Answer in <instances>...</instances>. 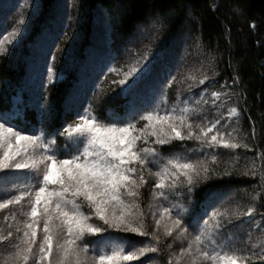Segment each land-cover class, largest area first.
Returning a JSON list of instances; mask_svg holds the SVG:
<instances>
[{"label": "trees", "instance_id": "trees-1", "mask_svg": "<svg viewBox=\"0 0 264 264\" xmlns=\"http://www.w3.org/2000/svg\"><path fill=\"white\" fill-rule=\"evenodd\" d=\"M21 18L23 26L19 25ZM17 27L21 35L12 39L10 33ZM138 29L151 33L137 43L130 42ZM156 52L161 56L134 96L136 114L154 108L155 96L161 92V109H170L178 98H198L207 89L209 104L193 106L209 118L224 114L227 123L222 130L235 135L240 147L196 152L189 151L199 148L195 141L163 146L160 150L165 157L187 155L194 160L204 158L206 152L207 166L229 175L194 185L191 197L181 176L175 188L165 189L168 200H164L154 195L159 191L152 187L156 178L146 170L139 204L146 214V230L156 231L159 242L151 235L107 229L93 217L92 222L106 231L86 236L85 243L95 245L100 237L112 236L126 251L147 244L158 248L124 264H211L181 256L180 250L187 247L198 225L220 222L226 228L209 249L222 244L229 252L243 250L248 257L244 264H264V0H0V113H24L25 120L9 123L25 133L54 138V147L63 154L66 136L60 130L79 123L83 110L101 121L119 119L123 123L129 118L128 100L113 82L124 78L139 57L147 54L151 59ZM205 76L208 79L200 84ZM212 92L224 94L219 111L211 107ZM233 108L238 116L226 117ZM145 123L141 120L137 127ZM149 167L156 170L154 165ZM7 190L0 192V202L26 191L22 185ZM211 191L222 196L205 203ZM28 202L25 197L22 205L0 209V234H15ZM169 203L185 209L188 231L182 237L177 238L175 232L165 236L163 226L156 229L150 207L159 218L157 205ZM81 210L89 212L86 205ZM205 220L207 225L202 223ZM10 251V241L0 242V264H5Z\"/></svg>", "mask_w": 264, "mask_h": 264}, {"label": "snow or ice", "instance_id": "snow-or-ice-1", "mask_svg": "<svg viewBox=\"0 0 264 264\" xmlns=\"http://www.w3.org/2000/svg\"><path fill=\"white\" fill-rule=\"evenodd\" d=\"M35 7L33 3V10ZM24 24L25 20L21 18L19 25ZM20 35L19 27L10 33L12 39ZM160 56L161 53L156 52L149 59L144 54L124 78L113 82L121 86L119 94L128 100L129 118L121 123L119 119L101 121L94 117H80V123L60 130L66 136L63 154L54 147V138L46 141L43 133H25L14 123H9L25 120L24 113H0V172H4L0 183L11 181V186L16 187L23 182L26 189L0 202V209L20 204L25 197L29 201L28 210L22 213L24 219L18 222L15 234L12 231L6 236L0 234V242H11L12 251L5 264H29L30 261L32 264H124L148 252H157L158 248L151 244L126 251L116 242L118 238L112 236H102L95 245H90L85 243V237L103 233L107 228L140 236L151 235L159 242L156 231L149 233L146 230V214L139 204L140 189L147 182L146 170L156 178L152 187L159 191L154 195L164 200H168L165 189L175 188L181 182V176L191 197L194 185L229 175L228 171L217 173L210 169L205 163L209 155L206 152L204 158L193 160L187 155L165 157L160 150L174 141H195L199 148L189 151L196 152H203L205 148L240 147L235 135L222 130L227 123L224 114L209 118L207 113L198 111L196 106L209 104L207 89H202L198 98L189 97L185 101L178 98L177 104L170 109H161L164 100L161 92L155 96L158 102L154 108L136 114V90L152 74ZM143 61L148 62L143 64ZM137 72L139 74L129 81L128 77ZM172 79L170 77L168 83ZM207 79L205 76L199 83L204 84ZM153 93L155 95L154 89ZM220 95L219 92L211 93V107L217 111L220 109ZM235 112V108L230 109L228 115ZM141 120L146 123L137 127ZM212 158L214 160L215 155ZM150 165L156 166V170L153 171ZM23 170H36L37 177L42 173L36 190H33L32 177ZM221 196L219 191H211L204 202ZM82 205L89 209L87 214L81 210ZM157 210L159 218L150 207L157 230L163 226L165 236H172L173 232L177 238L185 235L188 228L184 224L183 206L169 203L168 206L157 205ZM251 211L249 209V213ZM212 214L217 215L215 211ZM93 217L106 228L92 222ZM202 223L207 225L206 220ZM225 228L226 224L220 222L208 227L198 225L187 247L181 248V256L198 257L211 264H244L248 257L242 254L243 250L229 252L223 250L222 244L209 249V244H217ZM109 247L110 254L106 251ZM90 251L91 257L88 255Z\"/></svg>", "mask_w": 264, "mask_h": 264}, {"label": "rangeland", "instance_id": "rangeland-1", "mask_svg": "<svg viewBox=\"0 0 264 264\" xmlns=\"http://www.w3.org/2000/svg\"><path fill=\"white\" fill-rule=\"evenodd\" d=\"M149 33H151L150 29L147 31V30H142V29H138L136 33H134L132 35V38L129 39L130 42H135L137 43L138 41H141L142 39H144L147 35H149ZM180 40V39H179ZM183 43V41H181ZM220 93V92H219ZM220 98L222 95H224L223 93H220ZM219 103V101H218ZM238 116V112L236 111L235 113L231 114V116H229L228 114L226 115V117H229V118H236ZM80 117H94L96 118L93 113L91 111H89L88 109H85L83 110L79 115H78V120H79V123H80ZM45 140H49L48 138L45 137ZM7 171V170H5ZM25 172H27L31 177H32V180H33V190H36L38 188V182L37 184H35V181L38 179H42V173L39 177H37V173H36V170H25ZM4 175V172H0V176ZM13 182L9 181V182H3V183H0V192H6V191H9L7 190V187H10L12 185ZM22 184H19V186H21ZM18 185L16 187H19ZM15 188V187H14ZM11 190H13V188H11ZM23 203V202H22ZM29 203V202H28ZM27 203V204H28ZM18 205H22L21 203L18 204ZM111 249V248H110ZM109 254H110V251H107Z\"/></svg>", "mask_w": 264, "mask_h": 264}]
</instances>
